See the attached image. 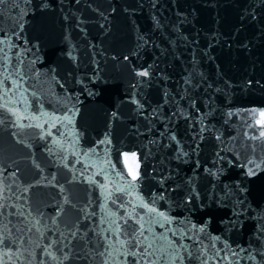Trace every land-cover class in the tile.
Returning a JSON list of instances; mask_svg holds the SVG:
<instances>
[{"label":"water","instance_id":"obj_1","mask_svg":"<svg viewBox=\"0 0 264 264\" xmlns=\"http://www.w3.org/2000/svg\"><path fill=\"white\" fill-rule=\"evenodd\" d=\"M0 49L5 264H264V128L149 0H3Z\"/></svg>","mask_w":264,"mask_h":264},{"label":"snow or ice","instance_id":"obj_2","mask_svg":"<svg viewBox=\"0 0 264 264\" xmlns=\"http://www.w3.org/2000/svg\"><path fill=\"white\" fill-rule=\"evenodd\" d=\"M2 2H3V0H0V3H2ZM0 51H3V50L0 49ZM139 75H140V76H148L149 73H148L147 71H141V72L139 73ZM6 78H7V77H6ZM13 83H16V82L13 81ZM2 84H3V81H0V85H2ZM17 87H19V84H18V83H17ZM4 107H6V105H4ZM8 110H9L10 112H12L13 115H18L15 109H11V108H9ZM255 114H256L255 111H253V115H255ZM259 116L262 117V118H264V111H261V112L259 113ZM18 118H22V117H19V116H18ZM30 119H39V117H35V116H34V117H30ZM49 119H52V120H58V119H61V118H60V117L52 116V117H49ZM62 120H66V121H68V123H72V119H71V117H69V116H64V117L62 118ZM0 123H3V121H0ZM258 123H259V125H260L262 128H264V119L259 120ZM28 126H32V125H28ZM35 126H36V127H43V125H41V124H36ZM260 135H261V136H264V132H261ZM252 138H253V139H256L257 137L253 136ZM108 142L110 143V141H108ZM248 163H249V164H254L253 161H248ZM259 167H260L259 164H255L254 167H249V168H248V173H247V174H248V175H255V174H256V168H259ZM134 178H135V177H134ZM89 179L91 180V178H89ZM117 190H118V191H124L123 188H118ZM0 194H2V193H0ZM65 202H66V203L68 202L67 197H65ZM141 203H142V206L145 207V208H147L148 211H149L150 213H157L158 219L156 220V223H159V224H160V227H164V223H162L161 220L171 223L170 218H169L168 216H166L164 212H158L157 209H156L155 207H149L147 204H143L142 201H141ZM153 203H154V201H153ZM3 207H4V205H3V204H0V208H3ZM2 214H3V213L0 212V215H2ZM110 215H115V214H114V213H110ZM37 223H39V222L37 221ZM112 223H116V221H112ZM137 223H140V221H137ZM4 227L7 228V225H5ZM193 227H195V226L193 225ZM119 230H120V226H119V224L117 223L116 231L119 232ZM148 230L151 231V228H149ZM199 230H200L201 232L204 231L203 228H201V229H199ZM143 234H144V225L141 224V225H140V230H139L138 235L143 236ZM185 234H186V233H185ZM2 235H3V233L0 232V236H2ZM61 235L63 236V234H61ZM70 236H71L72 239H75V237H76V233H75V232H71V233H70ZM132 239H133V240H136V233H135V232L133 233V237H132ZM164 239H167V238L164 237ZM215 239L218 240L219 237H215ZM4 243H5V239L0 238V245H3ZM21 243H22V242H21ZM118 243H119V245H120L119 248L114 247V246L111 244V242L109 243V248H111V249L113 250V252L117 253L118 255H124V256L131 255V256H133V257H135V256L137 255V252H136V251H132L131 249L127 248V246H128L129 244H131V241H129V240H120V241H118ZM136 243H140V241L136 240ZM63 247H68V245H64ZM168 247L171 248V249H173V251L175 252V257H173L171 253L169 254V255H170V258H172V264H175V258H176V257H179V250H178L177 247H176V243H175V241H169V242H168ZM225 247H227V245H225ZM147 248H152V244L149 243V244L147 245ZM122 249H125V250L122 251ZM60 251L62 252L63 249L61 248ZM106 251H107V249H106ZM145 252H147V249H145ZM45 254H46L48 257H50V259H51L52 261H54L55 264H64V261H67V260L69 259V255H68L67 253H63L62 256H57V255H54L52 251H50V250H46ZM108 254H109V256H111V255H112V252H109ZM6 255H8L9 258H11V255H12L11 251L9 250V251L6 253ZM101 255H103V253H101ZM232 255H233V256H236L237 253H236V252H232ZM181 259H182V258H181ZM0 264H5V261H4L2 258H0Z\"/></svg>","mask_w":264,"mask_h":264}]
</instances>
